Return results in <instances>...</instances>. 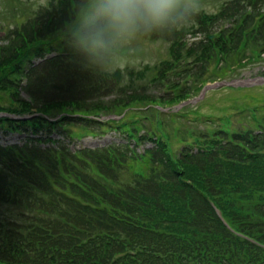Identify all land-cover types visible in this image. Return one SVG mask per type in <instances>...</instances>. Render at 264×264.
<instances>
[{"label":"trees","instance_id":"trees-1","mask_svg":"<svg viewBox=\"0 0 264 264\" xmlns=\"http://www.w3.org/2000/svg\"><path fill=\"white\" fill-rule=\"evenodd\" d=\"M75 4L50 0L0 37V113L31 116L0 117L20 137L0 143V203L16 210L0 219V264H264V119L198 131L158 108L214 81L213 63L226 73L264 52V0L200 7L146 38L169 43L166 60L108 74L71 43ZM76 129L122 142L73 151Z\"/></svg>","mask_w":264,"mask_h":264},{"label":"clouds","instance_id":"clouds-1","mask_svg":"<svg viewBox=\"0 0 264 264\" xmlns=\"http://www.w3.org/2000/svg\"><path fill=\"white\" fill-rule=\"evenodd\" d=\"M199 10L197 0H76L68 31L85 67L108 74L143 39L183 29Z\"/></svg>","mask_w":264,"mask_h":264},{"label":"rangeland","instance_id":"rangeland-1","mask_svg":"<svg viewBox=\"0 0 264 264\" xmlns=\"http://www.w3.org/2000/svg\"><path fill=\"white\" fill-rule=\"evenodd\" d=\"M49 1L50 0H0V30L7 29L9 26H13V24L23 21L26 16H23L22 14H35L38 10L46 6ZM217 1L218 0H197L200 7L210 11L216 10ZM65 33L66 30L61 34V38H64ZM59 40L60 38L58 37V42ZM167 57L168 44L166 42L146 41L143 39L138 48L130 54L129 59L121 63L117 69H144V65L147 66L146 64H157ZM229 65L231 66L230 68L228 67L229 77L231 79L240 78L248 81L255 77L264 76V54L262 55L261 60L250 63L245 62L244 66L238 65L237 62H232ZM218 73L219 70L216 71V66L214 67V64H212L210 72L211 78L209 80L216 79V75H219ZM226 76L227 74L224 72L222 73L221 78ZM261 84L262 85L247 88H219V90L217 89L208 92L207 96L204 95L197 102L192 105H188L177 112L180 113L185 110L184 113L189 116V118H187V124L185 123L186 127L190 126V128H196L198 131L201 129L204 130L205 128H215L216 126H219V124L220 126H224L225 128L221 127L224 129L233 127V125H229V123L234 117L237 122L247 119L244 126L250 127L253 122L257 123L259 121L257 112L264 113V82ZM195 114L198 116H195ZM195 117L199 118L197 119ZM211 117L222 120L216 121ZM179 124L181 123H175L173 125L175 126L176 132L171 129L170 132L174 134V137L170 140V142L176 139L178 143L181 142L183 132L177 133V130H179V128L181 129ZM241 127L243 126H237V128ZM76 131H79V129H76ZM79 133L83 136V140L78 141V146L97 147L116 140V137L112 134H109L104 138H100L95 137L94 135H87V133H83L81 131H79ZM18 140L17 135L2 137L0 134V141L2 143L15 142ZM187 141H190L189 138H187ZM144 168L145 165H143L142 169ZM129 174V171H126V173L122 175V179H124V176L125 178H128ZM12 210H15V208H11L8 205L0 203V219L7 216H14L16 212H13Z\"/></svg>","mask_w":264,"mask_h":264},{"label":"water","instance_id":"water-1","mask_svg":"<svg viewBox=\"0 0 264 264\" xmlns=\"http://www.w3.org/2000/svg\"><path fill=\"white\" fill-rule=\"evenodd\" d=\"M237 82H219V83H215V84H212V85H208L205 87V89H211V88H216V87H219V86H223V85H235ZM204 89V90H205ZM197 99L195 100H192V101H189L188 103H193L194 101H196ZM187 103V104H188Z\"/></svg>","mask_w":264,"mask_h":264}]
</instances>
